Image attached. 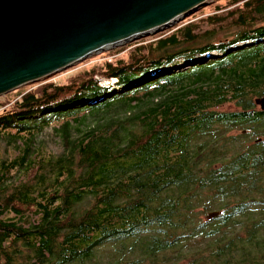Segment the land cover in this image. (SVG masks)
Wrapping results in <instances>:
<instances>
[{"label": "trees", "instance_id": "16d2710c", "mask_svg": "<svg viewBox=\"0 0 264 264\" xmlns=\"http://www.w3.org/2000/svg\"><path fill=\"white\" fill-rule=\"evenodd\" d=\"M216 10L0 103V264H264V0Z\"/></svg>", "mask_w": 264, "mask_h": 264}, {"label": "water", "instance_id": "95a60500", "mask_svg": "<svg viewBox=\"0 0 264 264\" xmlns=\"http://www.w3.org/2000/svg\"><path fill=\"white\" fill-rule=\"evenodd\" d=\"M210 0H0V96L160 31ZM255 103L264 110V96ZM220 215L211 211L208 218Z\"/></svg>", "mask_w": 264, "mask_h": 264}, {"label": "rangeland", "instance_id": "374dc122", "mask_svg": "<svg viewBox=\"0 0 264 264\" xmlns=\"http://www.w3.org/2000/svg\"><path fill=\"white\" fill-rule=\"evenodd\" d=\"M230 0H210V2L204 6L199 8L198 10H196L195 12L191 13L190 15L178 20L177 22H175L173 25L168 26L160 31L148 34V35H144L142 37H139L137 39L131 40V41H127L125 43L116 45V46H112L110 48L104 49L102 51H98L90 56H88L87 58H85L84 60H82L81 62H78L62 71H59L57 73H55L54 75L47 77L45 79L36 81V82H32L29 84H26L18 89H15L11 92H8L4 95L0 96V103L5 104L6 107H11L13 105V103H15L18 99L21 98V94L22 93H26L30 90H34L36 88H38L40 85H42L45 82H50V81H55L58 79H68L71 76L75 75L79 70L90 67V65L92 66L93 64L96 63H102L105 60H116L118 58L123 57V59H127L129 57V53L132 49V47H134V45H136L134 42L139 41L141 39H149L150 37H154L157 34L161 33V32H166L163 36H166L168 34H170L174 29H176L175 27H177L178 25H182L188 21H201L203 20L205 17H208L209 15L215 13L216 7L219 6H225L226 4H228ZM235 6H230L228 8L222 9L220 12L226 11L230 8H233ZM206 27L202 26V29L205 30ZM207 29V28H206ZM235 33V30L232 28H225L223 30H221L215 38H217L218 40L221 39H226L227 37H233V34ZM148 41V40H146ZM253 41H250L247 43V45H249L250 43H252ZM244 44H240L239 46H242ZM220 53H212L210 55L211 58L216 57L217 55H219ZM200 61L199 62H204V61H208V57L206 56H200L198 58ZM191 61L189 60H185V59H180L178 60L177 63L170 65L167 67V72H176V71H180V70H185L187 68H189L191 66ZM117 79L116 78H112V79H106L104 77H102L100 79L101 85L108 87L110 89V92L112 91H122L124 90L125 87L119 86L117 83ZM258 108H260V106H258ZM224 109H230V106H224ZM92 120V118L88 119L85 122V125H90V121ZM93 122H91L92 124ZM39 140H42L44 143L46 142L47 146L49 147V149H51L54 152L59 153L61 151L60 149V145L57 142V138L53 135V131L52 128H47L42 134L39 135ZM208 211L206 213L202 214V218L203 219H208Z\"/></svg>", "mask_w": 264, "mask_h": 264}]
</instances>
